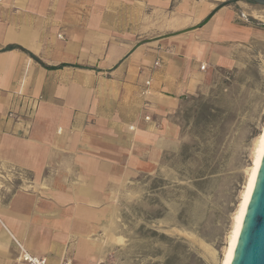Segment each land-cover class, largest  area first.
<instances>
[{
	"label": "crops",
	"instance_id": "0c3cea01",
	"mask_svg": "<svg viewBox=\"0 0 264 264\" xmlns=\"http://www.w3.org/2000/svg\"><path fill=\"white\" fill-rule=\"evenodd\" d=\"M213 8L0 0V264H20L14 239L48 264L102 261L119 192L156 171L185 96L253 35ZM14 180L33 191L5 196Z\"/></svg>",
	"mask_w": 264,
	"mask_h": 264
},
{
	"label": "rangeland",
	"instance_id": "374dc122",
	"mask_svg": "<svg viewBox=\"0 0 264 264\" xmlns=\"http://www.w3.org/2000/svg\"><path fill=\"white\" fill-rule=\"evenodd\" d=\"M208 1L212 14L230 0ZM227 10L253 35L230 41L233 64L215 66L205 86L185 96L178 140L156 171L119 192V238L97 264H222L264 127V5L239 0L213 15ZM20 183L1 192L22 190Z\"/></svg>",
	"mask_w": 264,
	"mask_h": 264
},
{
	"label": "water",
	"instance_id": "95a60500",
	"mask_svg": "<svg viewBox=\"0 0 264 264\" xmlns=\"http://www.w3.org/2000/svg\"><path fill=\"white\" fill-rule=\"evenodd\" d=\"M236 1L239 0H230L222 4L211 15L226 4ZM253 1L264 5V0ZM231 264H264V153Z\"/></svg>",
	"mask_w": 264,
	"mask_h": 264
},
{
	"label": "bare ground",
	"instance_id": "6f19581e",
	"mask_svg": "<svg viewBox=\"0 0 264 264\" xmlns=\"http://www.w3.org/2000/svg\"><path fill=\"white\" fill-rule=\"evenodd\" d=\"M263 153H264V127H263V130H262L259 138H258V143L256 146V155H255V160H254V166L252 168V172L249 175L250 177H249L248 183L246 185V188H245V191L243 194V198H242L241 203L239 205L238 212L236 213V216H235L234 227L232 229V232H231V235L229 238V247L226 251V254H225V257H224L222 264H231L233 254L235 251V247L237 244V239H238V236H239V233L241 230L242 222H243L244 216H245L246 211H247L249 198L251 196V193H252L254 185H255V181L257 178L258 170H259V164H260V160L263 156Z\"/></svg>",
	"mask_w": 264,
	"mask_h": 264
},
{
	"label": "built area",
	"instance_id": "2783aa9c",
	"mask_svg": "<svg viewBox=\"0 0 264 264\" xmlns=\"http://www.w3.org/2000/svg\"><path fill=\"white\" fill-rule=\"evenodd\" d=\"M146 118L148 119L149 117ZM131 128L134 127L132 126ZM19 249H20V254L18 259L20 261V264H48L46 257H40L31 254L23 245L19 244ZM63 264H76V263H73L72 261H66Z\"/></svg>",
	"mask_w": 264,
	"mask_h": 264
},
{
	"label": "trees",
	"instance_id": "16d2710c",
	"mask_svg": "<svg viewBox=\"0 0 264 264\" xmlns=\"http://www.w3.org/2000/svg\"><path fill=\"white\" fill-rule=\"evenodd\" d=\"M171 242L175 243L176 245H180V242H175V240L173 238H168ZM168 262V260L166 261Z\"/></svg>",
	"mask_w": 264,
	"mask_h": 264
},
{
	"label": "flooded vegetation",
	"instance_id": "af4514ba",
	"mask_svg": "<svg viewBox=\"0 0 264 264\" xmlns=\"http://www.w3.org/2000/svg\"><path fill=\"white\" fill-rule=\"evenodd\" d=\"M253 1V0H252ZM256 2V1H255Z\"/></svg>",
	"mask_w": 264,
	"mask_h": 264
}]
</instances>
